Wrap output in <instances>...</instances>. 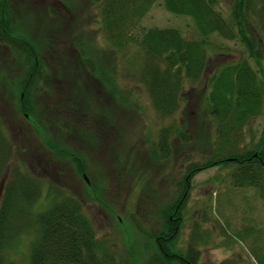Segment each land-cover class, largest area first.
<instances>
[{"label": "rangeland", "instance_id": "obj_1", "mask_svg": "<svg viewBox=\"0 0 264 264\" xmlns=\"http://www.w3.org/2000/svg\"><path fill=\"white\" fill-rule=\"evenodd\" d=\"M103 1H8L46 60L48 83L41 81L33 94L36 116H24L18 86L24 70L10 49L0 45V115L18 160L21 151L30 152L31 159L23 157L27 167H22L42 183L35 210L48 208L56 196H73L82 202L96 236L111 245L118 264H148L158 250L150 234H161L163 228L153 204L174 198L188 166L210 155L212 125L203 110V94L191 86L174 115H157L146 87L132 76L141 50L119 51L104 37ZM227 8L222 2L219 9L226 14ZM141 26L176 28L198 38L194 21L169 13L162 0L145 14ZM211 41L203 84L223 65L248 57L237 40L214 36ZM263 122L264 115L254 122L257 134ZM169 126L183 137L174 135L171 156L163 160L157 155L159 136ZM230 171L215 167L192 180L177 248L186 250L194 241L198 264H256L250 251L254 240L264 246V204L256 190L234 187ZM6 184L7 173L0 176V203ZM13 257L27 264L26 244Z\"/></svg>", "mask_w": 264, "mask_h": 264}, {"label": "trees", "instance_id": "obj_2", "mask_svg": "<svg viewBox=\"0 0 264 264\" xmlns=\"http://www.w3.org/2000/svg\"><path fill=\"white\" fill-rule=\"evenodd\" d=\"M8 1L0 0V45L8 47L22 65L19 109L33 119V94L41 81L48 83V65L28 29L16 20ZM158 1L104 0L100 23L105 39L115 49L124 51L135 46L141 50V63L132 76L146 87L159 117H170L181 108L186 87L203 94V110L212 125L210 155L188 166L174 198L154 202L163 234L151 232L158 250L148 263L198 264L200 253L194 241L186 250L177 248L196 174L215 167L231 168V184L256 190L264 204V122L259 134L253 129L254 122L264 115V0H162L169 13L194 21L198 38L176 28L142 27L143 17ZM222 2L228 7L226 14L219 9ZM214 36L237 40L248 57L218 68L203 84ZM111 86L116 87L113 81ZM34 127L40 135L39 127ZM175 134L183 137L172 126L160 133L157 155L163 160L171 156ZM45 144L61 152L55 143L45 140ZM20 153L31 159L29 151ZM23 157L24 163L18 160L19 151L4 132L0 115V176L7 173L0 203V264H18L13 256L21 244L28 247L27 264H118L111 245L96 236L79 199L56 196L48 208L35 210L42 183L23 168L27 167ZM78 169L79 174L83 172ZM254 242L251 256L256 264H264V246L258 240Z\"/></svg>", "mask_w": 264, "mask_h": 264}, {"label": "water", "instance_id": "obj_3", "mask_svg": "<svg viewBox=\"0 0 264 264\" xmlns=\"http://www.w3.org/2000/svg\"><path fill=\"white\" fill-rule=\"evenodd\" d=\"M6 178V177H5Z\"/></svg>", "mask_w": 264, "mask_h": 264}]
</instances>
